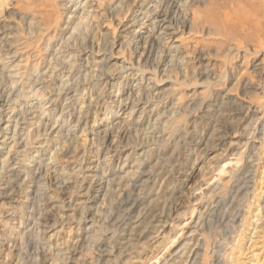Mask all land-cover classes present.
<instances>
[{"label":"rangeland","instance_id":"374dc122","mask_svg":"<svg viewBox=\"0 0 264 264\" xmlns=\"http://www.w3.org/2000/svg\"><path fill=\"white\" fill-rule=\"evenodd\" d=\"M160 1L99 0L97 3V0H93V6L87 9L88 14H82V12L76 11L73 4H71L72 6L67 5V0H0V83L3 80L1 78L3 68L9 67L16 71L14 73L19 74L23 71L22 66L26 64L27 56L32 57L30 59L32 66L39 63V69L46 71L50 66L52 55L50 51L48 53L42 51L45 46L50 43L51 51L56 52L59 49L64 51L66 47H69V44L70 47H73V44L77 42L73 38L76 28L90 27L88 33H84L82 37L88 40L86 47L88 61L80 63L82 67L81 85L74 93L78 101L77 110L83 111L78 110L73 119L71 124L73 130L70 137L67 138L62 134L53 136L43 149L45 153L43 159L47 165L44 181L42 180L44 189H46L45 203L55 207V210L52 214L54 216L51 227L43 235V243L47 244V252L42 264H80L79 258H82L83 254L74 255L71 253L75 242L79 237L86 239L88 236L98 238L104 235L105 231L102 229L100 220L105 213L106 205L117 197L125 184L133 177L138 160H140L139 156L142 151L133 152L131 147H134V144H151L152 136L157 133L158 128L162 129L161 131L166 130V134L169 135L178 128L190 125L191 129L196 127L197 133L206 136L202 143L193 144L191 154L184 156L179 163L181 168L187 172L185 176L178 177L175 181L167 184L166 176L163 175L157 185L148 190V201L156 203L155 201L160 196L162 200L169 197L166 193L175 187L178 200H172L175 208L169 219L161 218L154 221L152 227L155 232H159V235L151 244L141 247L144 252L141 255L142 259H134L133 264L161 262L165 256L169 255L171 248L184 239L183 236H188L195 230L188 226L201 207L189 200L192 195L215 187L221 191L224 188L232 187V183L229 181L230 174L237 165L243 144L248 137L243 139L241 144H234L236 142L235 134L231 133L225 141L217 142V136L214 135L215 129L212 127L217 126L220 108L212 107L209 114L204 113V116L200 117L199 112L195 109H186L185 103L194 92L205 93L204 96L212 94L213 100L220 102L221 99L218 98V91H216L219 86L223 88L221 90L223 94L232 91L230 100L242 99L240 90L236 88L241 75V69H238V66L244 65L243 69L251 68V65L260 58L255 55V52L264 51V43L259 45L255 42V29L253 30L249 26L228 31L226 24L223 23V27L216 25L222 23V14L229 13L234 16V13L242 10L243 14L247 10L251 11L250 17L255 20V4L250 0H182L183 13L181 12L178 24L170 26L168 21L163 24V28L156 34L163 47H157V52L160 53L155 52L152 60L147 62L144 46L148 37L152 36L155 20L152 11L162 4L163 1ZM140 12L147 14L143 21H139ZM89 14L95 15L93 22L88 18ZM68 17L71 22L68 21ZM258 17L264 21V13L259 14ZM185 21L188 22V25L183 24ZM132 30L134 32H131ZM29 32L31 35L28 34ZM113 39H116L117 44L113 47L105 65L104 77L98 84H95L93 83L94 79L100 75L96 63L100 56L106 53L108 45ZM230 39H234L240 44L248 51V54L243 55L242 58H236L230 52ZM68 41H72L73 44ZM64 43L69 44L65 46ZM172 45L179 47L177 49L179 54L175 53L165 61H161L162 50L170 48ZM188 46L191 49H188ZM194 47L206 52L208 58L203 59L202 62L204 65L206 64L205 67L211 73L208 74L209 77L199 75V72H203L201 70L206 68L199 67V62L195 60L198 55L194 53ZM19 51L22 53H18ZM145 71L155 74L156 78L153 82L142 83ZM145 86L152 88L147 96L149 104L146 110L142 116H135L129 120L127 126L125 125L132 132V143L123 150L128 158H124L118 165H108L109 169L114 167V170L120 171L111 179L110 188H113V191L110 192L107 188L98 193L94 192L91 195L93 199L89 200L87 190H83L88 188V184L83 182V178H91L95 173H98V170H96L94 160H92L93 164L91 162L85 164L81 156L83 157L85 152L96 151V147L106 134L107 125L115 110V100H120L123 103L141 100L143 95L141 91ZM135 87L139 91H134ZM57 88L58 84L54 83L47 92L53 93L51 95L54 97L57 95ZM174 88H180V91L173 98V106L170 114L166 116L165 124L160 127L159 124L156 125V118H160L158 115L162 116L165 110L158 107L162 105L161 102L165 101L166 97L174 94ZM43 94H30L29 90L24 89L23 96L26 100L21 103L33 104L39 98L44 97ZM204 96H200L201 99ZM20 98L18 96V99ZM253 98L255 99L253 104L261 106L263 111L255 117L257 119L255 124L249 126V131L254 127L259 129V136L255 142L254 169L248 176L250 180L249 196L240 207L241 215L236 220L235 230L225 246L224 255L226 257L224 256L222 264H264V94H256ZM90 104L97 108L92 111L87 123L77 124ZM62 105L55 107L52 112L51 123L54 126H58L61 121ZM206 114L208 115L206 116ZM125 119L121 115L116 122L124 125L126 124ZM258 119L260 120L258 121ZM4 145L3 153L0 154V162L10 159L19 149H12L10 142ZM159 145L168 152L167 156H171L175 150L174 147L169 148L165 142ZM36 147L33 146L29 149L27 159L36 155ZM20 166H24V164L22 163ZM51 167L57 174H61L62 179L66 182L65 192L58 193L52 188L50 182L52 170H49ZM204 182L207 184L203 185ZM12 205H16L13 200L6 201L4 206L0 204V212L3 214V212L9 211ZM83 208H90L87 220H93L86 225H84V220H80V212ZM226 209L227 207L221 211V215L225 213ZM2 214H0V227L4 228L9 225L13 228L12 226H17L9 223L8 217ZM175 226L176 229L172 230ZM133 227L134 223L127 228V233H130ZM127 233L126 236H128ZM169 235L170 238L164 241ZM193 237L195 239L188 244L189 248L196 244H212L211 231L206 228L198 230ZM3 238L4 240L0 239V251L4 253L6 247L3 246L7 245L6 242H16V240L5 234ZM123 246L127 247V243ZM33 249L35 248L33 247ZM197 250L201 251V260L204 251L201 248ZM117 256V252L112 256L106 254L104 264H116ZM5 258L4 256L0 257V264H17L19 261L16 256ZM34 258L37 259V257Z\"/></svg>","mask_w":264,"mask_h":264},{"label":"bare ground","instance_id":"6f19581e","mask_svg":"<svg viewBox=\"0 0 264 264\" xmlns=\"http://www.w3.org/2000/svg\"><path fill=\"white\" fill-rule=\"evenodd\" d=\"M161 1H163L162 4L152 11L155 19L152 36L148 37L144 46L147 62L155 55L157 47H163L159 36H156L163 28V24L168 21L170 26H176L181 18L182 0ZM250 2L255 4V20L250 17L251 11L247 10L243 14L242 10L241 12L239 11L240 13H234V16H231L229 13L222 14V23L216 26L223 27L224 23L228 27V31L249 26L253 30L255 29V42L260 45L264 43V21L260 20L258 15L264 13V0H250ZM66 3L70 6L73 4L76 11L86 14L88 7L93 6L94 2L93 0H67ZM97 3H99V0H97ZM147 11L149 12V8ZM146 12H140L141 18L139 21L146 19ZM88 18L92 19L93 22L95 15L89 14ZM69 19L68 17V21ZM183 24L188 25V22L185 21ZM89 28L84 26L83 28H76L73 38L77 42L73 44L72 40L73 47H70L69 43L71 42L69 40V47H66L64 51L60 49L56 52L51 51V44H47L42 51L44 53L50 51L52 59L46 71L39 69V63L32 66L30 62L31 56L26 57V64L22 66L23 71L21 73L18 72L19 74L14 73L16 71L9 69V67L3 68V76L1 77L3 80L0 83V154L3 153L4 144L8 142L12 144V149H19L15 151V154L12 153L13 156L10 159L0 162V204L4 206L8 200H13L16 203V205H12L9 211L3 212V214L0 212V214L8 217L9 223L17 225L12 226L13 228L9 227V225H6V228L0 227V239L4 240L3 236L5 234L16 240V242H6L7 245L3 246L6 247V251L4 253L0 251V257L4 256L7 259L16 256L19 259L17 264H42L46 256L47 244L43 243V235L51 227L54 216L52 214L55 207L45 203L46 189H44L42 180L44 179L45 167L47 165L43 159L45 154L43 149L48 140L53 136L62 134L68 138L73 130L71 129V124L79 110H77L78 101L74 93L81 85L82 67L80 63L88 61V51L86 50L88 40L82 37L84 33H88ZM131 32L134 31L132 30ZM230 41V52L236 58H242L243 55L248 54V51L234 39H230ZM116 44V39H113L110 45H108L106 53L100 56L96 63L100 75L96 76V78L94 77L93 83L98 84L100 79L104 77L105 65ZM178 48V46L172 45L170 48L163 49L167 51L162 50L161 61H165V59L170 58L175 53L179 54L177 53ZM188 49H191V47L188 46ZM194 49V53L198 55L195 60L199 62V67L203 66L206 68V64L204 65L202 62L203 59L208 58L206 52L204 50H197L198 48L196 47ZM18 53L21 54L22 52L19 51ZM263 54L264 51L255 52V55L262 58V60L260 58L257 59L249 69H243L245 68L244 65L238 66V69H241V75L236 88L240 90L242 99L236 98L234 101L230 100L231 98L229 97L232 91L223 94L221 86L218 87V89L221 88L220 90L216 88V91H218L217 96L221 99L220 102L215 99L213 100L212 94L204 96L205 93L197 94V92H194L192 96L189 95L191 97L186 101L185 108L195 109L199 112L200 117L201 115L204 116V113L209 114L212 107L220 108L217 126L212 127V129H215L214 135L217 136V142L219 140L225 141L226 137L231 133L235 134L234 138L237 143L234 142V144H241L243 139L248 138H246V142L243 144V150L237 160V165L230 174L229 181L232 183V187L224 188L222 191L216 187L214 189H206L205 191L200 189L202 191L200 194L192 195L189 198L191 202L201 207V210L193 216V220L188 226L193 227L195 230L190 232L188 236H183L184 239L171 248V251L168 253L169 255L167 254L168 256H165L161 262H156V264L223 263L225 246L235 230L236 220L241 215L242 209L240 207L243 206L244 200L249 196L250 180L248 176L251 175L254 169L255 142L259 136V129L254 127L249 131V126L255 124V121H257L255 117L263 111L261 106L253 104L255 100L253 96L264 94ZM201 71L203 72H199V75H202V77L211 74L207 68ZM18 76L20 78H16ZM154 78L156 76L153 72L145 71V75L141 81L142 83H150L153 82ZM224 80L226 81V78ZM54 83L58 84V90L56 89L57 95L53 97L51 95L53 93L49 94L50 92L48 93L47 91ZM24 89L29 90L30 94L44 93L42 96H45L30 105L21 103V101L26 100L23 96ZM212 89L215 90L213 87ZM151 90L152 88L149 86L142 88V99L136 100V102L133 100L130 103H123L120 100H115V110L110 117L105 136L101 142L99 141L100 143L98 142L99 145L96 147V151L83 152L85 154L83 157L81 156L83 163H92V160H94L96 170H98V173H95L91 178H83V182L88 184V188L83 187V190H87L89 200L93 199L91 195L94 192L98 193L107 188H109L108 191H113V188H110L112 184L111 179L120 171L114 170V167L109 169L108 165H118L124 158H128L123 150L132 143V132L126 126L130 119L143 115L149 104L147 96ZM173 90L174 94L166 97L165 101L161 102L162 105L158 107L165 110L162 116L158 115L160 118H156L157 124H155H159L160 127L165 124L166 116L170 114L173 106V98L175 95H178L177 93H179L180 88H174ZM134 91L139 90L135 87ZM18 96L21 98L18 99ZM200 96L204 97L201 99ZM61 104H63L60 114L61 121L58 126H54L51 123V115L54 108L57 106L61 107ZM93 105L90 104L88 107L85 105L88 110L85 111L84 116L79 118L77 124L87 123L92 115V111L97 108ZM79 111L83 110L80 109ZM121 115L126 118V124L124 125L116 122ZM158 130L160 129L158 128ZM158 130L152 136L153 144H134V147H131L133 152L142 151L139 156L140 160H138V164L136 163L133 177L122 189L120 188L121 191L117 197L106 205L105 213L100 220L101 226H103L102 229L105 231L104 235L98 238L88 236L86 239L79 237L75 242L71 253L74 255L83 254L82 258H79L80 264H104V256L106 254L112 256L115 252L118 253L116 264H133L132 261L134 259H142L141 255L144 252L141 250V247L151 244L159 235V232H155V229L152 227L154 221H158L161 218H170L175 208L172 200H178L175 187L166 193L169 197L162 200L160 196L155 201L156 203L148 201V190L153 189V186L157 185L158 180L163 175L166 176L165 182L167 184L175 181L178 177L185 176L187 172L181 168L179 163L184 156L191 154L193 144L198 145V143H202L206 135L197 133L196 127L191 129L190 125L178 128L173 133H169V135L166 134V130ZM164 142L169 145V148H175L171 156H167L168 152L160 147L159 144ZM33 146H38L36 147V153L34 152L36 155L27 159L29 149ZM8 156H10V153H8ZM22 163L24 166H20ZM52 169L51 167L49 170L51 171ZM50 182L56 192H65L66 182L62 179L61 174H57L56 171L52 170ZM206 184L207 182H204L203 185ZM225 207L227 209L221 215V211ZM89 212L90 208H83L80 212V220H84V225L93 221L87 220V216L90 215L88 214ZM132 223H134V227L130 233H127L126 230ZM205 228L211 231L212 244H196L189 248L188 244L195 239L193 236L196 232ZM175 229L176 226L172 230ZM126 233L128 236H126ZM169 238L170 235L164 241ZM125 243H127V247L123 246ZM198 248L204 251L201 260V251L197 250ZM34 257H37V259Z\"/></svg>","mask_w":264,"mask_h":264}]
</instances>
